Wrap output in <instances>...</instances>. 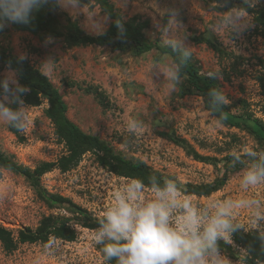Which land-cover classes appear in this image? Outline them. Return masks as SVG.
<instances>
[{
    "label": "rangeland",
    "instance_id": "374dc122",
    "mask_svg": "<svg viewBox=\"0 0 264 264\" xmlns=\"http://www.w3.org/2000/svg\"><path fill=\"white\" fill-rule=\"evenodd\" d=\"M109 3L124 23L142 26L148 44L160 47H165L157 27L167 19L163 12L169 8L179 9L184 29L175 34L183 36L186 32L190 58L199 75L208 78L204 75L206 71H219L222 78L216 80L229 100L230 112L235 116L240 114L244 111L239 104L242 103L249 113L263 119L256 76L264 72V41L255 34L251 16H248L251 26L231 36L224 27L216 26L224 11L216 10V5L210 0H109ZM57 4L55 16L61 27L66 25L68 17L86 35L96 37L99 36L96 32L103 28L104 33L111 23L93 5L72 10ZM259 7H264V0H259L253 8ZM207 42L225 54L240 58L234 66L235 73L229 70L231 62L220 60ZM0 55L9 60H25L41 74L44 72L43 75L66 104L67 118L83 133L98 137L126 159L141 160L182 185L212 183L222 170L217 171L188 158L182 150L159 138V132L173 133L185 139L201 156L218 160L232 156L234 152L242 154L247 148H256L247 133L218 124L204 110L200 97H181L179 88L183 81L173 88L155 70L150 73L149 66L153 63L159 68L172 64L169 57L161 56L155 50L132 57L107 47H69L63 37L40 38L18 32L11 23H6L0 29ZM49 59L52 61L50 70L41 69ZM7 72L8 68L0 65V78ZM86 88L102 91L111 109L103 110L93 95L84 92ZM47 107L46 101H42L39 107L25 106L28 119L23 132H20L23 142H19L8 131V125L0 121V152L30 170L41 162H55L64 154L63 146L53 135L51 123L43 117ZM130 120H137L142 126L134 132L129 131ZM117 138L126 145H120ZM247 166L229 174L226 185L208 198L182 193L181 198H187L199 207H207L211 202L223 199H254L264 210V184L248 189L240 185V177ZM217 169H221V164ZM129 181L99 168L93 157L86 155L67 174L53 170L44 175L41 186L49 193L70 199L99 220L114 203L113 194ZM151 198L152 193L146 189L145 199ZM253 211L249 208L237 210L236 220L245 225L244 232H258L249 223ZM58 213L49 211L35 197L24 178L2 172L0 226L16 235L18 230L35 229L43 217ZM260 230H264V221L260 222ZM76 232L73 243L51 241L47 245H20L11 254L5 253L0 245V264H104L100 251L102 246L94 242L95 231L77 228ZM220 242L225 241L218 240L217 244ZM218 248L224 264H247L244 252H236L234 259L228 257L224 249Z\"/></svg>",
    "mask_w": 264,
    "mask_h": 264
},
{
    "label": "trees",
    "instance_id": "16d2710c",
    "mask_svg": "<svg viewBox=\"0 0 264 264\" xmlns=\"http://www.w3.org/2000/svg\"><path fill=\"white\" fill-rule=\"evenodd\" d=\"M211 4L216 5V10L226 11L230 7L241 6V0H210ZM84 6L93 5L106 17H111V21L119 19L125 29L123 39L115 25L111 22L108 29L99 36L92 37L86 35L75 23L67 16L66 25L61 27L58 23L55 12L58 10L56 0H50V3L42 6L30 17V22L25 24L11 23L14 30L18 32L29 33L33 36L60 38L63 37L69 47L97 46L107 47L112 51L139 57L142 54L153 50L161 56H167L172 63L176 60L177 54L171 49L160 47L157 44L151 45L146 42L142 26H135L134 23H124L121 17L114 11L109 0H84ZM249 16L252 17V23L255 34L264 41V7L247 8ZM166 19L164 20V22ZM207 45L213 50L220 60L231 62L229 70L236 72V64L240 58L225 54L218 47L207 42ZM0 65L14 70L19 83L29 89L22 97L24 105L28 107H39L42 101H46L47 109L43 111V117L47 119L53 127V135L56 141L63 146L64 154L55 162H41L34 169L30 170L17 164L13 157L0 152V181L2 172H9L24 178L35 197L42 202L45 207L53 212H60L57 215L43 217L35 229L22 228L16 235L2 226H0V245L3 251L11 254L17 250L20 245H47L51 241H61L73 243L76 241V229L80 228L88 231H96L99 227L98 219L94 218L85 209L81 208L73 201L58 194L47 192L41 186V179L44 175L58 171L60 174H67L73 171L86 155H91L96 165L108 173L126 180L139 179L146 186L151 176H156L161 182L164 180H174L182 189L183 195L194 196L197 198H208L219 192L228 182L229 174L237 173L246 165L249 166L251 160L243 157V163L232 164L233 157L226 156L220 160L208 156H201L195 149L182 138L173 133L159 132V138L171 143L183 151V153L193 161L210 166L217 171H221L220 176L214 179L212 183L201 185H182L171 176L161 174L143 161L132 158L126 159L121 153L116 152L108 143L101 141L98 137L83 133L76 125L67 118V106L63 102L58 90L51 84L49 79L41 74L39 70L31 66L27 61L20 59L9 60L0 55ZM182 84L179 88L181 97L198 96L202 99L203 107L206 112L208 109L203 96L209 88H219L216 79H209L199 75L197 68L189 58L188 63L182 70ZM261 96V114L263 119H258L249 113L242 103V111L237 116L230 112L231 107L226 105L221 112L210 115L216 121L223 116V122L220 125L234 128L252 137L255 142L256 150H264V72L256 76ZM71 86L70 84H67ZM220 89V88H219ZM84 92L93 95L99 106L107 111L111 105L107 96L98 88H86ZM15 107V105H12ZM209 113V112H208ZM8 131L23 142L20 131L8 125ZM120 145L126 144L121 138H117ZM221 164V169L217 167ZM146 189H148L146 187ZM231 243L220 242L218 247L225 250L230 258L236 259L239 250L246 256L244 260L247 264H264V242L259 239L257 231L244 232L242 229L231 234ZM115 264V261L112 262Z\"/></svg>",
    "mask_w": 264,
    "mask_h": 264
},
{
    "label": "clouds",
    "instance_id": "9594fccd",
    "mask_svg": "<svg viewBox=\"0 0 264 264\" xmlns=\"http://www.w3.org/2000/svg\"><path fill=\"white\" fill-rule=\"evenodd\" d=\"M62 6L79 9L84 0H56ZM259 0H241V6L230 7L224 11L217 27H224L228 33L238 35L251 26L247 8L255 7ZM50 0H0V29L6 23L27 25L30 17ZM167 19L159 24V38L163 45L177 54L176 60L163 68L156 63L149 66L162 75L173 88L182 82V70L191 57L187 34L175 33L184 29L180 20V11L169 8L163 12ZM108 15L106 21H110ZM119 34L125 36V29L119 19L111 21ZM175 30V31H174ZM101 28L97 35L103 34ZM51 59L45 61L41 69L50 70ZM44 74V72H42ZM209 79L222 78L219 71H206ZM29 89L21 85L14 70L0 78V121L23 132L27 114L22 97ZM210 115L221 112L229 104L226 95L219 88H209L203 96ZM12 105H15L13 107ZM223 116L217 120L220 124ZM142 126L137 120H130L129 131ZM243 157L251 160L240 177L244 189L264 184V150L247 148L242 154L232 153V164L243 163ZM146 187L152 193L151 199H145ZM182 189L174 180L161 182L151 176L148 186L142 180L131 179L122 189L113 194L114 203L108 207L99 219V227L94 233V242L100 248L104 264H224L218 248V240L231 243V234L245 225L236 220L237 210L254 209L249 223L258 230L259 239L264 242V230L260 222L264 221V210L254 199H223L211 202L207 207L195 206L189 199L181 198Z\"/></svg>",
    "mask_w": 264,
    "mask_h": 264
}]
</instances>
